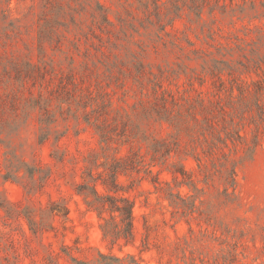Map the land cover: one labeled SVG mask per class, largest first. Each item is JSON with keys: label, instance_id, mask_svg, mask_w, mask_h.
I'll return each instance as SVG.
<instances>
[{"label": "rangeland", "instance_id": "obj_1", "mask_svg": "<svg viewBox=\"0 0 264 264\" xmlns=\"http://www.w3.org/2000/svg\"><path fill=\"white\" fill-rule=\"evenodd\" d=\"M58 1L0 0V61L9 57L54 63L55 75L28 80L25 96L30 99V92L42 90L49 97L51 114L57 119L52 126L58 131L40 140L37 110L12 139L11 148L40 169L38 177H45L33 187L26 178L5 181L0 177V264H96L100 253L122 259L108 260L111 264H264V128L258 129L249 114L237 117L240 104L249 100L258 98L264 108V88L256 93L254 85L261 82L264 87V64L259 69L253 63L255 53L264 52V39L259 42L264 0H254L255 8L245 13L232 11L244 0H221L228 5L226 10L211 12L207 5L201 20L186 7L180 16L163 15L164 30L138 0L124 5L121 0H101L115 23L109 32L96 28L98 37L87 40L69 14L66 23L71 32L60 26L58 36L41 41V29L49 24ZM64 1L76 7L71 13L88 31L90 2L81 8L75 0ZM158 32L163 40L156 36ZM40 45L44 46L41 58ZM253 49L258 50L252 53ZM206 54L208 59L231 62L232 69L221 75L225 88H219L216 75L202 69L200 56ZM139 61L145 68L140 69ZM154 74L161 76L165 95L176 108L186 113L200 97L217 99L228 115L235 116L244 136L210 150L206 143L182 134L180 149L167 166L153 167L161 170L160 179L170 181L175 193L187 198L180 207L164 198L163 190L144 171L129 168L120 173L115 192L109 170L94 164L96 159L102 163L114 156L134 158L137 153L150 161V139L174 141V128L153 113L156 95L149 77ZM246 84L250 88L241 94L238 87ZM104 92L111 102L106 118L119 133L109 148L84 120L82 110L80 122L73 114L78 110L75 97L99 98ZM6 150L0 144L1 166ZM173 164L184 165L188 174L177 173L179 178L174 180L168 170L174 169ZM88 168L96 174L98 190L133 202L131 238L111 243L104 237L102 220L78 190ZM181 179L192 184L178 183Z\"/></svg>", "mask_w": 264, "mask_h": 264}, {"label": "trees", "instance_id": "obj_2", "mask_svg": "<svg viewBox=\"0 0 264 264\" xmlns=\"http://www.w3.org/2000/svg\"><path fill=\"white\" fill-rule=\"evenodd\" d=\"M49 2V0H46ZM81 8H84L85 1H89L92 9L90 11V27L88 31L80 26L75 15L71 11H75L76 7L69 1L60 0L54 5V15L49 19V24L41 29L40 38L41 41L45 38L53 39L61 32L60 26H65L68 32H71L70 25L66 23L67 15L70 14L72 23L79 29L80 35L89 40L98 37L96 28L101 31L109 32L111 27L115 25L114 21L110 18L109 8L101 0H75ZM124 5L129 0H121ZM233 2L234 0H230ZM51 2V1H50ZM140 6L148 13H152L156 16V23L160 30H164L163 15L169 16L174 14L180 16L181 13L187 7L191 9L196 17L203 19V10L205 6L209 5L211 12L216 8H224L226 10L227 4L221 3V0H138ZM254 0H244L243 3L237 4V9H232L234 12L245 13L255 8ZM166 6L167 12H164L162 6ZM119 21H122V17L119 15ZM154 24V21L151 20ZM155 23V24H156ZM261 29V35L259 42L264 39V29ZM77 40H80L79 35H75ZM163 40V35L159 32L156 35ZM76 46L78 42H75ZM93 44V43H92ZM174 45L175 43L172 42ZM240 48H242L239 45ZM258 49H253L252 53ZM44 53V46L40 45V58ZM253 57V63L256 68H261L264 64V52L260 51L255 53ZM206 55H201L203 59L202 69L210 74L216 75L219 80V88H225L224 78L221 76L225 69H232V64L226 59H208ZM45 57V55H44ZM74 67V59L71 58ZM140 69L145 68L142 61L138 62ZM0 144L6 146L7 150L4 152V163L0 165V177L7 181L21 180L26 178L30 187L37 185L39 179H43L45 176H37L40 172L36 166L29 165L24 159L20 158L15 149L11 148L12 139L16 132H18L23 126H26L31 117H33L38 110L41 112L39 118V138L40 140L47 139L53 132H58L53 129L52 124L56 122V117L51 114L49 97L45 96L42 90L37 92H30L31 98L26 99L25 91L27 90L28 80L44 79L47 73H53L55 75L56 69L54 63L48 61L39 60L36 62L32 59L26 61H19L14 58H5L4 61H0ZM50 66V67H49ZM230 72V71H228ZM141 73H144L142 71ZM230 74V73H229ZM141 79V78H140ZM149 81L153 84V91L156 95V101L152 106L153 113L160 121H166L172 126L175 132L172 134L174 141H170L168 138L154 137L149 140V148L151 158L147 161L141 154H136L134 158L130 157H117L114 156L110 161L99 163L98 159L94 161V164L104 166L109 170L110 181L115 192L119 190L118 177L120 173L128 170L129 168L136 169L137 172L144 171L149 176L150 182L158 189L163 190V197L171 201V204L180 207L181 202H185L187 198L180 192L175 193L173 187L168 180L162 181L160 178V171L153 169L156 165H165L172 157L173 152L180 149L179 138L183 133L189 134L200 143H206L210 150L221 145H228V142L236 143L244 139L238 128L239 122L236 121L235 116L228 115L224 107L217 99H210L200 97L197 100V105L191 104L187 108V112L184 113L180 108L175 107L173 100L171 101L168 96L165 95V89L162 84L161 76L154 74V78L149 77ZM141 84L143 82L141 81ZM255 91L259 93L264 87L263 83L256 82ZM250 85H240L238 87L239 92L244 94V90L249 89ZM233 89V87H232ZM250 91V90H249ZM106 93H101L99 98L89 96L85 100L82 96L76 100L77 111H73L74 117L79 119V110H82L84 120L92 124L98 131L101 142L106 143V148H109L112 142L118 140L116 136L119 133L116 130V126H112L109 120L106 118L108 107L111 105L110 101L104 98ZM22 99H26L23 103ZM99 99L101 101H99ZM172 102V106L169 105ZM22 103V104H21ZM91 106L89 109L88 106ZM61 109H63L61 107ZM71 110V107H70ZM240 115L237 117L243 119L246 115H250L252 122L258 129L264 128V108L262 107L258 98L249 100L247 103L240 104ZM197 114H201L202 118H199ZM126 136V135H124ZM130 137L128 136L127 141ZM148 140V139H147ZM254 147L258 146V141H253ZM179 154V153H177ZM193 157L200 164L201 160L198 153H195ZM174 169L168 170L172 173L173 179L178 180L177 173L186 176L187 170L184 165L178 166L173 164ZM168 168V167H167ZM24 171V174H21ZM230 173L234 175L235 171L232 169ZM184 178V177H183ZM97 180L96 174L92 168L87 169V175L85 182L79 184V192L85 196L87 205L96 210L99 218L102 220L100 223L101 230L106 239L111 243H115L120 238H131L133 236L134 227V204L131 200L122 195H116L112 193H104L98 190L95 182ZM105 183V181H104ZM177 183V181H176ZM178 183L192 184V181H186L181 179ZM157 184H161L159 187ZM166 185V187H165ZM199 190V188L195 187ZM108 212V216L104 215ZM101 260L96 264H111L108 260L122 261L119 257L114 255H107L100 253ZM132 260L136 262L132 256Z\"/></svg>", "mask_w": 264, "mask_h": 264}]
</instances>
